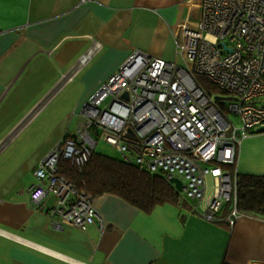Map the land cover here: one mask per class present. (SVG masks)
<instances>
[{
	"label": "crops",
	"instance_id": "1",
	"mask_svg": "<svg viewBox=\"0 0 264 264\" xmlns=\"http://www.w3.org/2000/svg\"><path fill=\"white\" fill-rule=\"evenodd\" d=\"M183 1L0 0V264L264 262L263 218L240 211L234 226L211 222L187 197L189 207L151 213L116 195L99 197L105 231L60 227L31 206L41 160L76 134L83 104L135 51L183 63L175 32ZM237 169L264 176V133L243 140Z\"/></svg>",
	"mask_w": 264,
	"mask_h": 264
},
{
	"label": "built area",
	"instance_id": "2",
	"mask_svg": "<svg viewBox=\"0 0 264 264\" xmlns=\"http://www.w3.org/2000/svg\"><path fill=\"white\" fill-rule=\"evenodd\" d=\"M175 32L183 63L135 51L83 104L85 122L35 171L32 208L56 218L60 227L105 231L96 196L60 172L63 160L86 166L105 137L125 162L170 182L182 179L194 212L204 219L234 226L241 215L238 148L255 127H264V0L183 1ZM94 44V50L102 47ZM201 75L227 93L229 103L206 91ZM50 197L56 200L51 207ZM229 204L230 214L223 217Z\"/></svg>",
	"mask_w": 264,
	"mask_h": 264
},
{
	"label": "trees",
	"instance_id": "3",
	"mask_svg": "<svg viewBox=\"0 0 264 264\" xmlns=\"http://www.w3.org/2000/svg\"><path fill=\"white\" fill-rule=\"evenodd\" d=\"M198 80L200 85L211 93L209 87H206L202 81L208 82L209 78L201 75ZM217 90L227 94L219 88ZM217 97L229 99L228 97ZM260 133H264V127L255 132V134ZM233 171L235 172V168ZM60 172L80 189L94 194L96 198L108 194L116 195L147 213L165 204L189 207L185 193L178 190L162 174L150 173L141 166L109 157L97 151L82 168L74 166L69 160H63L60 164ZM238 184L240 211L264 219V176L238 173ZM228 206L230 208V204Z\"/></svg>",
	"mask_w": 264,
	"mask_h": 264
},
{
	"label": "rangeland",
	"instance_id": "4",
	"mask_svg": "<svg viewBox=\"0 0 264 264\" xmlns=\"http://www.w3.org/2000/svg\"><path fill=\"white\" fill-rule=\"evenodd\" d=\"M202 81L206 87H209V91L212 94H214L216 96H221V97H228V95L220 93L216 88L217 86H215L213 83H211L210 80L208 82H204V80H202ZM227 103H229V99H228ZM229 114H231L232 117L235 118L236 122L239 123V120L237 119V117L235 115H233L230 112H229ZM261 129H263L262 126H257L254 128L253 132H258ZM97 152L105 154V155L112 157V158H115V159L123 160V153H122L121 149L118 146H115V145H112V144H109L108 142H106L105 137L100 138L99 145L97 148ZM209 181H210V183H213V181L211 179Z\"/></svg>",
	"mask_w": 264,
	"mask_h": 264
},
{
	"label": "water",
	"instance_id": "5",
	"mask_svg": "<svg viewBox=\"0 0 264 264\" xmlns=\"http://www.w3.org/2000/svg\"><path fill=\"white\" fill-rule=\"evenodd\" d=\"M124 96L126 98H128V93H126ZM171 182L176 185L178 190H180L181 192L184 191L185 184H184V181L182 179H180L178 177H175V178L172 179Z\"/></svg>",
	"mask_w": 264,
	"mask_h": 264
}]
</instances>
